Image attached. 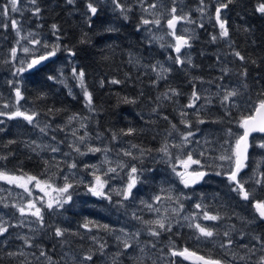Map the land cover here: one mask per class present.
I'll return each instance as SVG.
<instances>
[{
    "label": "snow or ice",
    "instance_id": "snow-or-ice-1",
    "mask_svg": "<svg viewBox=\"0 0 264 264\" xmlns=\"http://www.w3.org/2000/svg\"><path fill=\"white\" fill-rule=\"evenodd\" d=\"M65 2L67 5H77V0H65ZM27 3L33 7L28 9L22 7L21 0H5V3L0 5V28L6 31L10 27L16 37V46L9 49V57L0 61L2 64L12 65L11 76L13 79L8 80L7 83L11 87L12 93H14L12 103L5 102L2 104V108H0V117H6L8 121L22 119L27 122L28 125L38 128L40 133L47 135V129L50 127V124H45L42 127L39 126L36 123V118L39 113L32 109L24 108L21 104V101L27 100L22 88L24 74L38 71L41 65L52 60L62 51L66 52L68 57H75L76 52L67 45L62 46L59 42L61 39L59 35L60 28L56 23L51 25V34L55 37V41L52 43L42 41V39L37 37V33L32 30L25 32L21 20L14 18L12 14L20 13L21 16H23V13L27 10L31 12L32 16L39 18L42 11L38 6V0H27ZM233 3H235V0H198L196 11L201 14V21L204 16H207L208 20H214L215 25H218L219 28L217 34L211 35L210 42L215 43L222 39L229 41V47H232V43L229 40L230 32L228 21L223 17L222 13ZM109 5L111 6V11L113 13L118 12L119 18L124 21L130 19V14L136 10V6L138 5L140 15L136 25V31H142L144 33L145 43L149 45H158L161 49L174 53V55L170 54L166 57L167 61L171 62L169 66H165V64L160 61L146 66L156 74L151 82L153 86L158 85L159 81L167 79V74L172 72L173 65H178L181 68L186 66L195 67L191 54L184 51L192 46L191 40L193 36L190 34L192 30L188 27H180L178 30V25H198L200 28H204V23L193 19L191 12H185L182 8H179L178 0H171L170 7L166 6L163 0H133L132 3H128L127 0H85V11L83 15L85 16V21L89 28L92 27L94 18L98 17L100 12ZM210 7L213 9V12L208 11ZM252 11L264 17V0H255ZM247 30L248 29H245V31ZM106 31L115 32L117 29L109 27ZM22 41H27V44L33 45V47L23 46L21 44ZM81 43H87V40L82 38ZM40 49H43V51H40ZM37 52H39L38 55ZM19 53H23L24 58H20ZM231 54L242 63L246 62L247 58L242 55L240 51L233 50ZM129 57V63H139V60L136 59L132 53H129ZM251 63L255 64L256 61L253 60ZM221 71L226 76L231 70L224 68ZM71 74L72 77L78 81L85 107L90 112L95 111L92 93L88 90L86 85L85 71L73 66ZM238 74L240 77L244 78L241 87L229 88L218 85L217 87L221 88V91L217 92L216 96L219 97V103L224 109L225 116H230L232 109L240 111L239 118L235 120V123L237 127L243 131L235 132L231 127L225 129L223 132L224 139L220 144V153L217 156L207 155L211 150L210 147H201L200 149L190 147L194 143L196 145L203 144L208 146L212 143V141L207 138H205L203 142L195 139L197 134L200 133V129L198 127L194 128L193 122L186 119L189 113L184 109L190 108L195 110L193 115L196 117V125L209 122L200 115V110L204 108L206 104H211L212 100L198 92L195 83H193V90L188 97V103L183 105L179 110V116L181 117L179 123L184 125L187 131H181L177 124L169 121L171 131L168 132V137L176 133L179 138L178 142L170 143L166 137L157 149L144 148L129 142L128 148H122L117 152V157L123 156L128 159H117L113 161L109 156V153L113 151L112 148L108 146L96 147L88 145L85 142L90 138V134L85 131L84 135L77 136V130L74 129L72 131L73 137L78 139L80 145H85V150H82L79 145L73 142L69 144L73 152L80 157L89 154L95 155L96 153H101L103 156V159L97 164H83V170L92 176V180L87 183L84 179H79L75 183L70 182L69 175L75 176V173L71 170L77 169L79 166L75 159L67 164L69 174L63 175L62 179L64 183L62 185H57L55 183V173L47 176L46 179H41L36 175L23 173L22 170V174L17 175L0 168V181L22 189L23 193L29 197L26 202H23L24 197L21 195L20 200L22 202H14L11 205L6 202L5 198L0 197V205H3L5 208L11 206L15 209L16 213H19L20 217L17 219L16 223H9L3 216H0V237L4 238L0 240V246L7 245L8 237L11 235L10 228L15 227H27L29 231L33 233L31 236L22 234L15 237V239L22 241L23 245L28 248L40 247L33 242L38 234L42 231L46 232L49 229L52 231L54 237L61 238L62 243H67V240L64 239L66 236L79 235L78 231H71L56 223H46L45 212L62 215V210H66L65 206L73 203L75 189L80 185H83L86 189L85 194L107 201L112 207H115L117 210H125V214H127L126 209L128 205L126 202L135 201L138 185L145 183L147 180L145 173L152 171L150 168H145L144 164L147 158L152 157L154 151L158 154L160 162L169 165L171 172L178 178L179 183L182 184L184 188H191L201 182H206V178L210 175L226 179L230 186V191L237 193L242 200L251 202V207L254 209L252 218H242V223L252 225L255 224L257 220L259 222H264V199H255L254 191L246 187L248 181L241 176V173L249 166L248 162L251 158L250 148L256 147L264 150V136L261 137L259 142H256L253 137L254 133L264 134V88L256 94L257 98L253 99L251 95H246L249 91V86L246 83V78L248 76L247 68H243ZM59 75L63 76L62 70H60ZM223 78L224 76L220 77V79ZM47 79L65 84V81L59 79L56 75H49ZM196 79L199 78H192L193 81ZM201 82L203 81L201 80ZM108 83L120 85L123 81L112 78ZM65 86L67 87L66 84ZM100 86H105L104 79L100 80ZM241 89H243V91ZM45 95L46 94L42 93L38 98L43 99ZM69 95H72L71 90L69 91ZM179 95H181V93L177 89L169 88L167 91L157 96L156 100L160 101L161 98L164 100H171L172 97ZM0 99H3L2 94H0ZM202 99L205 101V104L198 105L197 102ZM125 102L134 103L135 101H129L125 98ZM158 107L159 106L153 107L152 112L156 113ZM3 109L12 110L5 111ZM49 111L51 112L52 109H49ZM162 118L164 120L169 119L166 115ZM83 119L86 118L80 117L79 114H73L68 117V124L70 125L76 120L83 121ZM211 122L223 123L224 118L220 117ZM232 122L231 120L228 121L229 124ZM4 124L5 120L0 119V126ZM86 127V124L81 122L80 128L86 129ZM59 130L63 131L64 128H60ZM3 131H5L4 127H0V132ZM136 132L137 129L129 127L127 130L122 129L119 135L131 136L136 134ZM101 137L102 134L97 133L95 138L101 139ZM52 139L55 140V136H53ZM111 139L116 141L119 137L116 133H113ZM15 142L14 140H9L8 144ZM31 144H36V141H32ZM26 146L30 147L31 145ZM37 147H40V145H37ZM45 147L49 148L53 153L60 151L58 147H51L50 145ZM173 149L176 150L175 153ZM32 150L35 151L36 149L33 148ZM64 155L70 156L71 153H64ZM205 157L212 160L213 163H203L202 158ZM7 159V156L0 155V160ZM216 161L219 163H216ZM155 162L156 158H153V163ZM45 164H48V161H45ZM57 167H59V165H57ZM259 167L260 165L257 164L253 169L252 176L248 179L252 180L255 185L264 188V172L258 171ZM60 171L63 172V169H60ZM43 175H45V173L41 174V176ZM113 180H119L120 183L113 186L111 184ZM33 189H37L39 192L43 193V196L34 197ZM3 191H5V189L0 188V192ZM160 191L161 193L167 192V195H155L152 197V200L157 204L161 203L162 200L170 202L169 207L164 208L163 212H161V208L154 207L153 203L144 200L140 201L145 208L157 214L155 219L144 220L143 217L138 216L136 212L131 213V218L143 225L141 229H137L134 232L123 227L115 229L109 224H101L88 217H85L78 227L85 229L89 233L96 229L107 232L109 235H114L118 245L122 246V250L113 255L111 264H121L120 257L134 246L138 248V253L142 254L137 255V264H145V259H151L146 249L148 247L156 248L157 243L148 241L144 246H140L139 237L141 233L146 231L147 235L157 238L158 242L162 234L172 232L174 222L175 225L180 227L192 229V239L197 242L202 240L211 242L213 248L218 247L223 251L220 256H206L187 246L178 248L175 241L170 240L168 252L165 254L171 257L168 264H178L177 258L188 261L189 264H264V234H252L250 237L251 243H249L243 242L245 235L248 234L238 232L237 235L242 242L237 243L233 238V233L237 231L235 225L229 226V228L221 233L218 227L196 222L197 220L221 221L225 217L219 212L210 214L207 210V205L200 202L194 204V208L199 210L198 212L182 215L185 207L183 200L191 199V197L182 192L178 195H173L172 193L175 191L174 186H170L169 189L161 188ZM9 195H11L10 190ZM114 197L117 199H114ZM173 204L175 205L174 207L171 206ZM13 215H15V213H13ZM181 221L186 223L182 224ZM219 236H223L226 239L218 241L216 238ZM90 239L94 244L98 245L97 249H90L88 252L82 254L65 253L64 255L68 257L69 264H94L96 256L103 257L105 255L107 242H102L96 235H92ZM134 241L136 242L135 245L133 243ZM257 245H259V249H257ZM234 246L239 249V251L233 250ZM258 250L260 255L256 257ZM6 255L10 258L26 256L23 250L16 252L9 251ZM31 255L36 256V253L33 252ZM40 257H43L47 264H53V258L49 256L43 248L39 251L37 259ZM253 257H256V259H253ZM160 258L163 259V256ZM21 264H25V261L22 260ZM152 264H157V261L152 260Z\"/></svg>",
    "mask_w": 264,
    "mask_h": 264
},
{
    "label": "trees",
    "instance_id": "trees-1",
    "mask_svg": "<svg viewBox=\"0 0 264 264\" xmlns=\"http://www.w3.org/2000/svg\"><path fill=\"white\" fill-rule=\"evenodd\" d=\"M3 3V0H0ZM132 3L133 0H127ZM170 3L171 0H163ZM85 0H77V5H67L65 0H38V6L42 9L40 17L33 19V28L42 35H51V25L56 23L60 28V43L67 45L76 52L75 57H71L73 65L78 69H83L86 73V85L92 93L95 111H89L85 107L82 91L71 77L65 84L48 80L49 75H56L59 79L60 70L57 66V59H52L38 71L30 72L27 79L23 80V91L27 98L26 103L39 113L38 118L43 124H50L51 128H56L59 123L64 122L69 116L79 114V116L89 118L94 117L98 133L112 137L116 133L118 137H123L133 144L144 148L157 149L171 131V123L177 124L181 131H187L184 125L179 123L181 117L177 112L176 102L180 100L184 105L193 90V77L206 79L208 83L220 84L222 80L243 81L239 76L243 68H247L248 76L246 83L249 86V93L256 99V94L264 88V17L252 11L255 0H235L224 12V18L228 21L230 32L229 40L232 47H227L224 41L218 40L210 42L209 35L214 31L206 25L205 31L198 27L199 41L194 43L195 53L194 65L192 70L182 71L177 67L167 75L166 80L159 81L158 85L151 83L155 78V73L149 67H143L138 63H129V53L136 59L147 62L149 65L155 64L160 59H164L166 54L158 45H149L144 41V33L136 31L139 19V6L130 14V19L124 21L119 18V13H113L111 6L102 10L98 17L94 18L92 27L89 28L85 16L83 15ZM189 7H197L198 0H187ZM193 13V12H192ZM114 27L115 32L106 31L107 28ZM245 29H248L245 31ZM86 34V35H85ZM87 43H81V39ZM15 34L9 27L8 30L0 28V61L9 57V49L15 46ZM220 49H224L226 54ZM208 53H202L201 51ZM233 50L240 51L247 59L242 63L233 55ZM226 57L231 61V70L228 75L221 74L218 68L217 54ZM67 55L62 51L60 55ZM256 61L255 64L251 61ZM71 65V66H73ZM12 71L11 64L0 63V108L2 104L8 102L12 93L11 87L2 78L10 79ZM69 76L70 67L66 65L63 70ZM224 76L221 80L220 77ZM112 78L123 81L120 85L108 83ZM105 80V86H100V80ZM197 80V79H196ZM196 86V84H195ZM169 88L177 89L181 95L178 99L173 97L172 101L156 100V97L167 91ZM71 90L72 95H69ZM46 94L45 98L39 99L41 94ZM125 98L134 103H126ZM214 105L207 111H200V115L205 118L207 123L196 125L194 112L189 111L186 119L193 122L194 128L200 130L209 127V131H224L229 127L236 126L235 120L239 118L240 111L232 109L230 116H225L224 110L220 108L217 100H213ZM216 102V103H215ZM158 107L156 113L152 112L153 107ZM208 108V107H207ZM49 109H52L50 112ZM168 116L164 120L163 116ZM224 118L223 123H212V120ZM5 131L0 132V155L8 157L7 160H0V168L7 171L22 174L36 175L41 177L42 173L47 172L48 164H45L41 154L32 150L30 142L35 136L31 125L22 119L8 121L5 117ZM233 121L231 124L228 121ZM129 127L137 129L136 134L131 136H120V131L127 130ZM175 134V133H173ZM223 135H221L222 137ZM261 135L254 136L259 142ZM9 140L16 141L8 144ZM7 145V146H5ZM158 154L154 151L153 158ZM250 160L248 162V173H253L257 164L260 165L258 171L264 172V150L256 147L250 148ZM145 164L151 165L145 160ZM153 167V166H150ZM248 181L246 187L253 190L255 199H264V188ZM202 196H213L215 199L214 213L219 212L224 216V221L233 220L243 208L245 214L254 213L251 202L242 200L237 193L230 191V186L224 181H213L201 187ZM246 206V207H244ZM76 216V214H75ZM82 220V218H81ZM80 220V221H81ZM82 223V221H81ZM255 234H264V222H260L254 227ZM177 232V231H176ZM165 239H171L182 244L185 235H177L174 232L165 234ZM55 237L46 239V245L53 244L59 247L60 243ZM56 242V243H55ZM188 247L197 250L202 255L218 256L216 250L212 251L208 246H197L194 242L187 240ZM11 250L0 249V264H21L20 256L8 257L7 252ZM94 264L98 262V256L94 259ZM125 264H134L126 260Z\"/></svg>",
    "mask_w": 264,
    "mask_h": 264
},
{
    "label": "rangeland",
    "instance_id": "rangeland-1",
    "mask_svg": "<svg viewBox=\"0 0 264 264\" xmlns=\"http://www.w3.org/2000/svg\"><path fill=\"white\" fill-rule=\"evenodd\" d=\"M186 1L187 0H178V7L182 8L185 12H191L192 18L196 19L198 22H203L204 23V28H202L203 31H205L206 25H209L210 28H214V31L213 32L209 31V33L206 34V36L209 35V37H211V35L217 34L219 31V28H218V25H215V21L214 20L209 21L207 16H204L203 20L201 21V19H200L201 14L196 11L197 7L196 6L195 7H189V5L186 3ZM4 3H5V0H3V3L1 2V5ZM164 4L168 7L171 6V2L170 3L164 2ZM21 6L25 7L26 9L33 7L32 5L27 3V0H21ZM208 11L213 12V9L210 7L208 9ZM12 15L14 16V18L21 20L25 32L28 30H32L35 33H37V37L42 39V41H46L48 43H52L55 41L54 36L42 35L41 33L38 32V30L33 28L34 24H33L32 20L36 19L37 17L32 16L30 11L26 10L23 13V16H21L20 13H14ZM222 15L224 17V11H223ZM180 27H188L189 29L192 30L190 33L193 36V39L191 40L192 46H191V48L185 49L184 51H187L191 54V58H192V61L194 64L193 53H195V49H196V47H194V43L196 41H199V39H200V37H199L200 32L198 31L199 26L198 25H186V24L185 25H178V30ZM167 39H170V38H167ZM223 41H224L225 45H227V47H229V41H225V40H223ZM21 44L23 46L33 47V45L27 44V41H22ZM161 50L167 56L170 54L174 55V53H171L170 51H166L164 49H161ZM220 50L226 54V51L224 49H220ZM40 51H43V49H40ZM201 52L202 53H208L204 50ZM38 54H39V52H37V55ZM61 54H62V52L58 53L57 56L54 58V59H57L56 62H57L58 68L62 69V71H63L64 68L66 67V65H68L70 67L69 76L65 75V72L63 71L62 78L64 79V81H67V79L69 77H71V79L74 82H76V84L78 85V81L75 80L71 74V69L74 66L72 58L68 57L67 55H63L60 57ZM230 55H232L231 52H230ZM19 56H20V58H24L23 53H19ZM138 60H139L138 65L140 64L143 67H146L147 65H149L147 62L140 61L139 58H138ZM159 61L164 63L165 66L171 65V62L167 61L166 56L164 59H160ZM217 61L219 64L218 68L220 71L224 68H228V69L233 71V69L231 68L232 67L231 61L226 57H222V55L220 53L217 54ZM71 65H73V66H71ZM175 66L176 65L172 66L173 70L177 68ZM178 68L182 71H187V72L192 70V67H189V66H186L184 68H181L180 66H178ZM29 73L24 74L23 80L27 79ZM221 74H224V73H221ZM9 77H10V79H13V77L11 75ZM2 79L6 82H8V80H10L8 78H2ZM201 80L203 82H201ZM194 83L196 84V90L198 92H200L204 96L209 97L212 100L211 104H206L204 106V108H202L200 110V111H207V110H209V108L211 106L214 105L213 100H217V102L219 103V97L216 96V93L221 91V88H218L217 87L218 85H222V86L229 87V88L230 87H241L242 81L222 80L220 84L214 85L213 83L212 84L208 83V80H206V79H197L194 81ZM241 90L243 91V89H241ZM80 91H81V89H80ZM246 95H250V93L248 92ZM179 96H174V97H175V99H178ZM12 98H13V96H11L9 98L8 103H12ZM172 100L173 99H171L170 101H172ZM174 101L176 102L177 112L179 113V110L181 109L183 104L181 103L180 100H174ZM187 103H188V100L185 104H187ZM197 103H198V105H201V104H205V101L202 99L201 101H198ZM21 104L23 105L24 108L34 110V108L31 107L29 104H27L26 101H21ZM219 106L221 109H223V107L220 105V103H219ZM3 110L11 111L12 109H3ZM184 110L187 112H189V111L194 112L195 111L194 109H190V108H187ZM80 117H82V116H80ZM82 118H86V117H82ZM0 119H5V117H0ZM81 122L86 124V126H87L86 129L80 128ZM36 123L41 127L45 125V124L40 122L38 116L36 118ZM31 127L35 132V136L33 137L32 141H36V144H31V142H32L31 141L30 145L32 146V149L33 148L36 149L35 151L37 154H41L43 159H45V161H48L47 172H45V175L41 176L40 178L46 179L47 176L53 175L55 173L56 174L55 183L57 185H62L64 183L62 177H63V175L69 174V169L67 168V164L72 162L73 159H75L79 165L77 169L71 170L72 172L75 173V176L69 175V180H70V182H73V183H75L79 179H84L86 183L88 181H91L92 176L89 175L88 172H85L83 170V164H85V163L97 164V163H99L100 160L103 159V156L101 153H96L95 155L89 154L87 156L80 157V156H78V154H76L75 152L72 151V149L69 147V144H72L73 142H75L77 145H79L82 150H85V145H80L78 139L76 137H73L72 131L74 129L77 130V136L84 135L85 131H87V133L90 134V138L87 139L85 142L86 144L91 145V146H96V147L108 146V147L112 148L113 151L109 153V156L113 159V161H115L117 159H124V160L128 159L127 157H123V156L117 157V152H119L120 149H122V148L126 149L129 147V141L126 140L125 138L119 137V139L116 141H113L111 139V137L105 136V135H102L101 139L95 138L98 131H97V126H96L95 119L93 116L86 118V119H83V121H81V120L73 121L72 124H70V125L68 124V119H67L64 122L59 123L56 128L49 127L47 129V135L40 133L38 128H34L32 125H31ZM60 128H64V130L61 131V130H59ZM232 129L235 132H242L243 131L242 129H239L237 127V125L233 126ZM223 132L224 131H222V130L217 131V132L209 131V127L202 128L200 130V133L197 134V137L195 139H198V140L203 142V140L205 138H207V139L212 141L211 145L210 146L203 145V144L196 145L194 143L190 147L196 148V149H200L201 147H210L211 150L209 151V153L207 155L208 156H217L220 153V144L223 142V139H224ZM221 135H223V136L221 137ZM53 136H55V138H56L55 140L52 139ZM167 138H168L170 143L178 142V139H179L178 136L176 135V133L173 134L171 137H168V134H167ZM37 145H40V147H37ZM48 145H50L51 147H58L60 149V151L53 153L50 151L49 148L45 147ZM175 151L176 150L173 149L174 153H175ZM64 153H71V155L65 156ZM194 155H195V153H194ZM153 158H156L155 163H153ZM153 158H147L146 159V161L150 162L151 165L144 164V167L150 168V169H152V171L145 173V175L147 177L146 182L138 185V190L136 192L135 201L134 202L133 201L126 202V204L128 205V207L126 209L127 214H125V210H117L115 207H112L111 205L108 204L107 201L100 200L96 197H92L91 195L85 194L86 189L84 188L83 185H80L75 189V194L73 195V203L65 206L66 210H62V215L50 214L47 211L45 212V222L46 223H56L63 228L70 229L71 231H78L79 235L66 236L64 239L67 240V243H62L61 238L55 237L58 239L57 241L60 243L59 244L60 246L55 248L53 244L48 245V246L46 245V239H50L51 237H54L52 235V231L49 229L46 232L42 231L40 234H38L36 236V239L34 240L33 243L35 245H39L40 247L28 248V247L23 245L22 241L15 239V237L17 235H22V234H27V235L31 236V235H33V233H31L27 227H23V228L15 227V228H10L11 235H10V237H8V243H7V245L0 246V249H2V250L8 249V250H11L12 252L23 250L25 252L26 256L20 258V262L22 260H24L25 264H29V262H30V264H47V262L44 260L43 257H40L39 259H37V257L39 256V251L41 250V248H43L47 252V254L53 258V264H69L68 257L65 256L64 254L65 253L82 254V253L88 252L90 249L96 250L98 245L94 244L93 241L90 239V237L92 235H96L98 237V239H100L102 242H104V241L107 242V248L105 250V255L103 257L98 256V262L101 264H111L113 255L116 254L118 251H121L122 246L118 245V243L116 242V240L114 238V235H109L107 232L94 229L93 232L89 233L85 229L79 228L78 226L81 223V221L83 222L84 218L88 217V218H91L95 221H98L101 224H109L112 228H115V229H119V228L123 227L129 231L134 232L137 229L143 228V225H141L138 221L131 218L132 212H136V214L138 216L143 217L144 220H152V219H155L157 217L156 213L149 211L147 208L144 207L143 204L140 203V201L144 200V201H147L149 203H153L154 207L161 208V212H163L164 208L169 207L170 202L167 200H162L161 203L157 204L152 200V197L155 195H161V196L167 195V192L161 193L160 189L161 188L169 189L170 186H174L175 191L172 193L173 195H178L182 192V193L191 197V199L183 200L185 207H184V212L182 213V215H187L189 213L198 212L199 210L194 208V204L200 203V202H203L205 205H207V210L209 211L210 214H215L213 212L214 211L213 206L215 203V199L211 195L207 196V197L202 196L201 187L204 185H208L210 182H213V181H221L222 180L224 182H227L226 179H224L222 177H217L215 175H210L209 177L206 178V182H201L200 184L194 185L191 188H184L183 185L179 183L178 178L175 177V175L171 172L169 165H167L166 163L160 162L158 155L153 157ZM202 162L205 164L213 163V161L208 159L207 157L202 158ZM216 163H219V162L216 161ZM57 165H59V167H57ZM150 166H153V167H150ZM193 167H196V166H193ZM248 168H246L244 170V172L241 173V176L245 180L254 183L252 180L248 179L250 176H252V173H248V170H249ZM60 169H63V172H61ZM17 175H20V174H17ZM119 183H120L119 180L111 181V184L113 186L118 185ZM0 188L5 189V191L0 192V197L5 198L6 202L9 205H11L14 202H22L20 200L21 195H23V197H24L23 202H26L27 199H29V197H27V195L23 193L22 189L8 185L2 181H0ZM252 188L255 189V184H252ZM9 190L11 191V195H9ZM33 194H34V197L43 196V193L39 192L37 189H33ZM114 199H117V198L114 197ZM171 206L174 207L175 205L173 204ZM244 207H246V206H244ZM244 209L245 208H243L240 212H238V214L235 215V218H233V220L224 221V219H223V220L218 221V222L197 220L196 222H201V223L208 225V226L218 227L219 231L221 233L224 230H226L227 228H229V226L235 225V228L237 231H236V233H233V238L237 241V243L242 242L239 240V236L237 235L238 232L247 233L248 235H245L243 242L251 243L250 237L252 234H255L254 233V231H255L254 227L257 226L260 222L257 220V222L255 224H252V225H246V224L242 223V218L251 219L252 216L254 215V213L245 214ZM13 213H15V215H13ZM75 214H76V216H75ZM0 216H3V218L5 220H8L9 223H16L17 219L20 218L19 213H16L14 208H12L11 206L5 208V207H3V205H0ZM81 218H82V220H81ZM29 219H31V218H29ZM181 223L183 224L186 222L181 221ZM176 229H177L178 234H180L182 236L185 235V240L183 239L182 244L175 241V244L178 248H181L182 246L183 247L187 246L186 245L187 240H189L191 242H194V244L197 246H200V247L208 246V247H210V249L212 251L216 250V252H218V256L222 255L223 250L219 249L218 247L213 248L211 242H205L203 240L200 242H197L196 240L192 239V235H193L192 229H189L188 227H180L178 225H175V222H174L172 232L175 231V234L177 235ZM117 234H119V233H117ZM165 234H167V233L162 234V236L159 238V241L157 242V238H155V237L151 238V236L147 235L146 231H143L141 233V236L139 237V245L140 246H143L148 241H152V242L157 243L156 248L148 247L146 249V251H147L148 255L151 257V259H149V260L145 259V264H152V260H156L157 264H168L171 257H169L165 254L168 252V245H169V241L171 239L163 238ZM81 237H83V238H81ZM2 239H4V238L0 237V240H2ZM216 239L218 241H223L226 238H224L223 236H219ZM135 244H136V242L134 241V245ZM137 249L138 248L136 246H134L132 249H128L127 252L123 256L120 257L121 264H125L127 259L129 262L132 261V263L137 264V262H136L137 255H142V254L138 253ZM257 249H259V245H257ZM161 250H163V251H161ZM233 250L239 251V249H237L235 246H234ZM33 252L36 253V256L31 255ZM259 255H260V252L258 250L256 257H258ZM161 256H163V259L160 258ZM62 257H63V259H62ZM256 257H253V259H256ZM177 261H178V264H189V262L183 261L180 258H177Z\"/></svg>",
    "mask_w": 264,
    "mask_h": 264
},
{
    "label": "water",
    "instance_id": "water-1",
    "mask_svg": "<svg viewBox=\"0 0 264 264\" xmlns=\"http://www.w3.org/2000/svg\"><path fill=\"white\" fill-rule=\"evenodd\" d=\"M49 63V61L45 62L43 65H41L40 67H43L45 65H47ZM256 135H261V136H264V134H258V133H254L253 134V137L256 136ZM250 151V150H249Z\"/></svg>",
    "mask_w": 264,
    "mask_h": 264
},
{
    "label": "bare ground",
    "instance_id": "bare-ground-1",
    "mask_svg": "<svg viewBox=\"0 0 264 264\" xmlns=\"http://www.w3.org/2000/svg\"><path fill=\"white\" fill-rule=\"evenodd\" d=\"M11 210V209H10ZM10 212V211H9ZM140 212V211H139ZM142 212V211H141ZM187 214V213H186ZM127 223V222H126ZM131 223V222H130ZM137 223V222H136ZM135 225V224H134ZM135 228V227H134ZM168 234V233H167ZM152 238V237H151ZM154 238V237H153ZM134 243V242H133ZM144 246V245H143ZM183 247V246H182ZM138 250V249H137ZM153 256V255H152ZM156 256V255H155ZM149 260V259H148Z\"/></svg>",
    "mask_w": 264,
    "mask_h": 264
},
{
    "label": "flooded vegetation",
    "instance_id": "flooded-vegetation-1",
    "mask_svg": "<svg viewBox=\"0 0 264 264\" xmlns=\"http://www.w3.org/2000/svg\"><path fill=\"white\" fill-rule=\"evenodd\" d=\"M225 12V11H224ZM176 231H177V229H176ZM178 233V232H177ZM180 235V234H179ZM191 242V241H190ZM190 248V247H189ZM201 248V247H200ZM202 249V248H201ZM188 262V261H187Z\"/></svg>",
    "mask_w": 264,
    "mask_h": 264
}]
</instances>
